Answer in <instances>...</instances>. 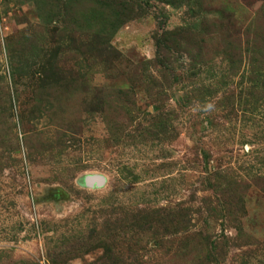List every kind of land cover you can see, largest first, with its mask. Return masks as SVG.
I'll return each instance as SVG.
<instances>
[{
	"label": "rangeland",
	"instance_id": "obj_1",
	"mask_svg": "<svg viewBox=\"0 0 264 264\" xmlns=\"http://www.w3.org/2000/svg\"><path fill=\"white\" fill-rule=\"evenodd\" d=\"M116 1L0 0V264H264V0Z\"/></svg>",
	"mask_w": 264,
	"mask_h": 264
},
{
	"label": "trees",
	"instance_id": "obj_2",
	"mask_svg": "<svg viewBox=\"0 0 264 264\" xmlns=\"http://www.w3.org/2000/svg\"><path fill=\"white\" fill-rule=\"evenodd\" d=\"M125 2H126L125 0H118V1L114 2V4L116 5V7L121 8V7H123V4L126 5ZM128 2H131V1L129 0Z\"/></svg>",
	"mask_w": 264,
	"mask_h": 264
},
{
	"label": "water",
	"instance_id": "obj_3",
	"mask_svg": "<svg viewBox=\"0 0 264 264\" xmlns=\"http://www.w3.org/2000/svg\"><path fill=\"white\" fill-rule=\"evenodd\" d=\"M92 182H96L97 183V186H99L101 184V180L100 179H97V178L96 179L93 178ZM91 186H92V184H91Z\"/></svg>",
	"mask_w": 264,
	"mask_h": 264
},
{
	"label": "built area",
	"instance_id": "obj_4",
	"mask_svg": "<svg viewBox=\"0 0 264 264\" xmlns=\"http://www.w3.org/2000/svg\"><path fill=\"white\" fill-rule=\"evenodd\" d=\"M94 184H96V186H97V183L96 182H93Z\"/></svg>",
	"mask_w": 264,
	"mask_h": 264
},
{
	"label": "clouds",
	"instance_id": "obj_5",
	"mask_svg": "<svg viewBox=\"0 0 264 264\" xmlns=\"http://www.w3.org/2000/svg\"><path fill=\"white\" fill-rule=\"evenodd\" d=\"M208 107L211 108V105H209Z\"/></svg>",
	"mask_w": 264,
	"mask_h": 264
}]
</instances>
